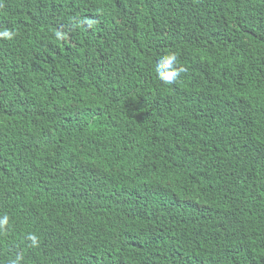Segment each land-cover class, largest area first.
<instances>
[{
	"label": "trees",
	"instance_id": "16d2710c",
	"mask_svg": "<svg viewBox=\"0 0 264 264\" xmlns=\"http://www.w3.org/2000/svg\"><path fill=\"white\" fill-rule=\"evenodd\" d=\"M3 29L0 264H264V0H0Z\"/></svg>",
	"mask_w": 264,
	"mask_h": 264
},
{
	"label": "clouds",
	"instance_id": "9594fccd",
	"mask_svg": "<svg viewBox=\"0 0 264 264\" xmlns=\"http://www.w3.org/2000/svg\"><path fill=\"white\" fill-rule=\"evenodd\" d=\"M15 36V32L3 29L0 30V39L12 40ZM57 39H62L63 34L59 31L55 33ZM156 78L164 85H171L175 83L181 76V73L186 69L180 64L179 55L175 51H170L162 55L155 64ZM9 224V217L7 215L0 216V233L6 230V226ZM28 240L31 242L32 247H37L40 243L38 237L35 234H30ZM11 264H17L16 261H12Z\"/></svg>",
	"mask_w": 264,
	"mask_h": 264
}]
</instances>
